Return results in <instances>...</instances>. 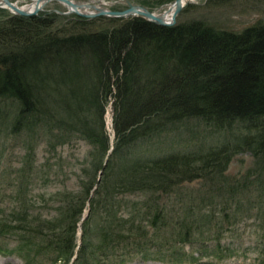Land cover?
I'll use <instances>...</instances> for the list:
<instances>
[{
  "label": "trees",
  "instance_id": "trees-1",
  "mask_svg": "<svg viewBox=\"0 0 264 264\" xmlns=\"http://www.w3.org/2000/svg\"><path fill=\"white\" fill-rule=\"evenodd\" d=\"M174 1L141 4L154 11ZM236 1L209 0L208 8ZM185 13L174 26L109 18L102 28L103 17L0 9V98L18 109L15 130L31 131L49 117L61 143L82 139L92 148L79 190L51 198L56 217H30L37 210L30 202L0 220L2 233H17L33 253L58 255L55 261L78 252L81 264H121L149 251L147 242L178 263L187 255L174 244L200 238L212 239L215 246L203 249L221 259L216 241L225 226L264 212V22L234 32L183 22ZM243 153L258 169L231 180L228 167ZM82 222L89 240L79 245Z\"/></svg>",
  "mask_w": 264,
  "mask_h": 264
},
{
  "label": "rangeland",
  "instance_id": "rangeland-1",
  "mask_svg": "<svg viewBox=\"0 0 264 264\" xmlns=\"http://www.w3.org/2000/svg\"><path fill=\"white\" fill-rule=\"evenodd\" d=\"M11 1L17 3L20 7H24L31 5L35 0ZM73 1L92 4L93 2L91 1L94 0ZM105 1L113 3L116 0ZM128 1L135 6L145 7L141 4L143 0ZM144 1L155 4L158 0ZM208 2L209 0H193L183 10L186 11L183 22L188 23L198 19L234 32H241L252 25L264 22V2L262 1L254 2V5L253 2L240 0L236 1L233 6H228L229 8L220 9H209ZM107 8L109 10L123 11L127 9V6L120 3ZM0 9L10 13L8 10ZM58 12L65 13V15H59L69 17L72 20L79 17L75 14H66L68 10L59 3L48 4L39 15L42 13L58 14ZM103 18L107 20L101 21L96 26L103 28V26L111 23L108 21L110 20L109 17ZM113 101L114 97H109L106 112V123L111 135L113 134ZM17 119V107L11 101L0 98V220L5 218L12 220L10 216L13 213L15 214V211L20 212L25 209L30 202L35 203L34 205H36L35 208L37 209L35 212H29L30 217H40L46 220L54 218L58 215L56 209L59 206L57 200L56 202L52 200L55 199L54 195H65L79 190V176L82 168L85 167L90 158L89 155L92 148L82 139L74 140L69 144L61 143L58 137V128L49 117L41 118L39 127H34L31 131H27V128L15 130ZM23 123L24 120L22 121ZM112 138L114 139V136ZM257 163V160H254L249 153L235 154L226 175L231 180H239L243 176L248 177L249 175L253 178L255 170L258 169ZM261 167L262 165H259V168ZM43 198L45 199L43 200ZM44 209L46 212L39 211ZM89 214L88 206L84 212L83 222ZM229 216L232 215L229 214ZM247 218L248 220H242L237 225H226L227 231L225 230L222 235H219V239L216 242H220L219 249H224L222 252L224 257L221 259L207 256L206 252L208 250L203 248H206L213 241L210 238H200L197 243L174 244L179 254L185 253L187 255L185 259L178 263L173 258L167 259L163 255L164 251H161L162 255L156 254V250L153 249L157 247L156 244L148 245L147 242H144L146 249L149 248V251L135 252L126 259L125 263L121 264H209L212 262L214 264H263L264 212H254ZM226 221H229L227 215L224 219V222ZM83 222L78 229L77 243L79 245H83L84 241L89 240L87 237L85 238L86 240L84 239L85 236L82 232ZM96 228L97 223H94L93 229L96 230ZM2 232V222H0V264H81L80 260L77 261L78 252H75L74 256L69 260L66 258L63 261H55L58 255L33 253L26 242L20 240L17 233L13 235ZM31 236L32 240L36 239L35 242L39 244L47 241H42L43 238L33 234ZM212 245L215 246L214 243ZM168 248L170 246L167 247L166 252L170 254ZM201 249H203V253H201ZM46 253H50V251ZM106 264L120 263L112 259L111 262Z\"/></svg>",
  "mask_w": 264,
  "mask_h": 264
},
{
  "label": "water",
  "instance_id": "water-1",
  "mask_svg": "<svg viewBox=\"0 0 264 264\" xmlns=\"http://www.w3.org/2000/svg\"><path fill=\"white\" fill-rule=\"evenodd\" d=\"M105 0H98V1H91L92 4H84L79 3L73 0H35L33 2L36 3V7L33 11L28 12L24 10L25 7L17 6V3H13L11 0H3V2L7 5V8H0L8 10L11 14L15 16H22V17H33L37 16L40 12L44 10V8L51 3H59L66 7L68 13L66 14H75L79 17L86 18V19H93L98 17H109V18H117V19H127V18H142L150 23H153L157 26H174L177 23V20L183 10L192 2L185 3L184 0H175L173 3L163 5L157 11H152L145 7L135 6L131 4L128 0H116L112 5L115 4H126L127 9L123 11L118 10H109L107 7L98 8L97 6H93L95 3H100ZM171 7H175V11L173 13L172 20L170 22L167 21L164 13L166 9ZM87 8L88 10H94L96 12L92 13H81L79 9ZM164 11V13H162ZM58 14L65 15V13L58 12Z\"/></svg>",
  "mask_w": 264,
  "mask_h": 264
},
{
  "label": "bare ground",
  "instance_id": "bare-ground-1",
  "mask_svg": "<svg viewBox=\"0 0 264 264\" xmlns=\"http://www.w3.org/2000/svg\"><path fill=\"white\" fill-rule=\"evenodd\" d=\"M192 1L193 0H184L185 3L192 2ZM0 6L3 7V8L9 9L7 7V5L3 2V0H0ZM17 6H19V5H17ZM93 6H97L98 8H104V7H110V6H112V4L110 2L107 3L106 1H103V2H100V3L93 4ZM24 7H25L24 10H26L28 12H31L36 7V3L35 2H32L31 5H27V6H24ZM79 11L81 13H92V12H96L97 10L96 11H94V10L91 11V9L88 10L87 8H81V9H79ZM165 11H166L165 13H164V11H162V13H164L165 17L167 18V21L170 22L172 20L173 13L175 11V7H171L169 9H166Z\"/></svg>",
  "mask_w": 264,
  "mask_h": 264
}]
</instances>
